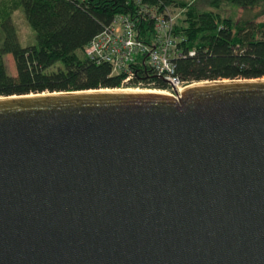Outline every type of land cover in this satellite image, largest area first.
Returning a JSON list of instances; mask_svg holds the SVG:
<instances>
[{"label":"water","instance_id":"obj_1","mask_svg":"<svg viewBox=\"0 0 264 264\" xmlns=\"http://www.w3.org/2000/svg\"><path fill=\"white\" fill-rule=\"evenodd\" d=\"M100 90L0 97V264H264V80Z\"/></svg>","mask_w":264,"mask_h":264},{"label":"trees","instance_id":"obj_2","mask_svg":"<svg viewBox=\"0 0 264 264\" xmlns=\"http://www.w3.org/2000/svg\"><path fill=\"white\" fill-rule=\"evenodd\" d=\"M196 1L141 0L178 11L172 33L180 39L182 56L173 60L175 74L188 84L264 79V20L234 19L222 11L225 3L244 11L264 9V0H205L208 9ZM136 6V0H13L0 15V97L137 87V81L123 85V75H111L109 64H96L83 53L114 16L134 13ZM19 8L35 33L33 45L19 44L11 19ZM147 29L150 23L142 22L140 33ZM8 54L14 75L6 69ZM138 76L149 77L141 69ZM156 82L155 89H167L162 80Z\"/></svg>","mask_w":264,"mask_h":264},{"label":"built area","instance_id":"obj_3","mask_svg":"<svg viewBox=\"0 0 264 264\" xmlns=\"http://www.w3.org/2000/svg\"><path fill=\"white\" fill-rule=\"evenodd\" d=\"M136 3L134 13L114 16L88 42L83 53L96 64H109L111 75H123V85L137 81V87L155 90L159 79L166 83L167 89L157 91L178 97L192 85L175 74L173 60L182 56L178 49L180 39L172 33L178 11L168 6L144 4L141 0ZM142 22L150 23V29L144 33L139 30ZM140 69L149 77H139Z\"/></svg>","mask_w":264,"mask_h":264},{"label":"rangeland","instance_id":"obj_4","mask_svg":"<svg viewBox=\"0 0 264 264\" xmlns=\"http://www.w3.org/2000/svg\"><path fill=\"white\" fill-rule=\"evenodd\" d=\"M12 2L13 0H0V15H3V10L5 8L8 9L9 6H11ZM225 4L226 5L222 7V11L225 16H231L234 19H244V18L254 19V16L255 17L258 16L255 18L256 21L264 20V9L262 8H255L249 11H244L242 9H239L236 5L232 3H225ZM196 5L201 9H208L205 0H197ZM11 19H12L13 25L16 30L19 44L23 47L35 44L36 42L35 33L33 29L29 26V24L26 22L21 8H19L18 10L11 11ZM2 38H3V34L0 31V44H2ZM4 61H5L7 72L11 75H14L15 67H14L12 56L10 54L5 55ZM204 83H208V82H200L199 84H204ZM195 84H198V83H194V85ZM120 89H130V90L138 89L142 91H147V90L153 91L154 90L152 88L150 89V88H143V87H135V88L133 87L125 88L124 87ZM154 91H157V90L155 89Z\"/></svg>","mask_w":264,"mask_h":264},{"label":"bare ground","instance_id":"obj_5","mask_svg":"<svg viewBox=\"0 0 264 264\" xmlns=\"http://www.w3.org/2000/svg\"><path fill=\"white\" fill-rule=\"evenodd\" d=\"M264 80V79H262ZM224 82H227V81H224ZM198 85H201V84H193V85H189L187 88H191V87H194V86H198ZM89 92H94V91H89ZM100 92H121V93H150V92H156V93H160V94H167L166 92H161V91H151V90H147V91H142V90H138V89H135V90H130V89H103V90H100Z\"/></svg>","mask_w":264,"mask_h":264}]
</instances>
